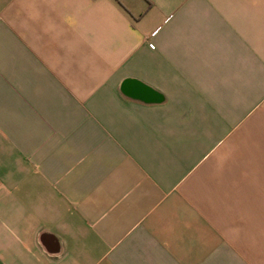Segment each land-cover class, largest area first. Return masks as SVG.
I'll return each mask as SVG.
<instances>
[{"label": "crops", "instance_id": "0c3cea01", "mask_svg": "<svg viewBox=\"0 0 264 264\" xmlns=\"http://www.w3.org/2000/svg\"><path fill=\"white\" fill-rule=\"evenodd\" d=\"M0 264H264V0H0Z\"/></svg>", "mask_w": 264, "mask_h": 264}]
</instances>
